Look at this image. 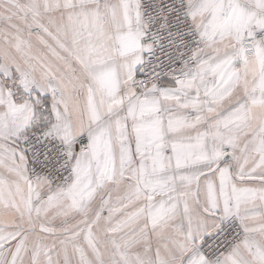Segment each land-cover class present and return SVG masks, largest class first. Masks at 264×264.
I'll list each match as a JSON object with an SVG mask.
<instances>
[{
	"label": "snow or ice",
	"instance_id": "snow-or-ice-1",
	"mask_svg": "<svg viewBox=\"0 0 264 264\" xmlns=\"http://www.w3.org/2000/svg\"><path fill=\"white\" fill-rule=\"evenodd\" d=\"M0 264H264V0H0Z\"/></svg>",
	"mask_w": 264,
	"mask_h": 264
}]
</instances>
